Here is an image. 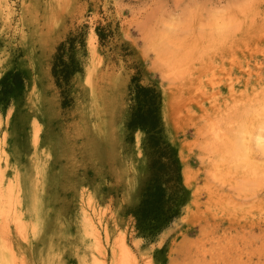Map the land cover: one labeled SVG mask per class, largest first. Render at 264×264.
I'll return each instance as SVG.
<instances>
[{
    "label": "rangeland",
    "instance_id": "1",
    "mask_svg": "<svg viewBox=\"0 0 264 264\" xmlns=\"http://www.w3.org/2000/svg\"><path fill=\"white\" fill-rule=\"evenodd\" d=\"M263 126L264 0H0V258L264 264Z\"/></svg>",
    "mask_w": 264,
    "mask_h": 264
},
{
    "label": "bare ground",
    "instance_id": "2",
    "mask_svg": "<svg viewBox=\"0 0 264 264\" xmlns=\"http://www.w3.org/2000/svg\"><path fill=\"white\" fill-rule=\"evenodd\" d=\"M35 3V2H34ZM2 7V6H1ZM31 8V7H30ZM7 10V9H6ZM9 11V10H8ZM6 12V11H5ZM52 15V14H51ZM9 16V15H8ZM4 20V19H3ZM2 23V22H1ZM5 24V23H4ZM220 27V26H219ZM218 28V27H217ZM23 38V37H22ZM97 56V55H96ZM97 60V59H96ZM97 64V63H96ZM104 77V76H103ZM96 94V93H95ZM97 95V94H96ZM51 107V106H50ZM51 111V110H50ZM53 112V111H52ZM258 118V117H257ZM258 122V121H257ZM33 124V123H32ZM263 124V123H262ZM261 126V125H260ZM262 127V126H261ZM264 127V126H263ZM245 129H243L242 128V131H240L239 132V135L238 136H236V141H235V145H238L241 149H242V151H241V149H240V151L242 152V153H244V152H247L246 150V147H245V145H244V141H245ZM49 134V133H48ZM45 135V134H44ZM49 136H51V137H53L52 135H49ZM6 139V138H5ZM33 140H34V138H32ZM255 140V142H256V144L258 145V147L260 148V149H262V150H264V134H262V133H258L257 135H256V139H254ZM57 141V140H56ZM53 142H54V140H53ZM56 144V143H55ZM3 146V145H2ZM42 147V146H41ZM239 147H238V149H239ZM235 148H236V146H235ZM249 150H251V149H249ZM10 152V151H9ZM251 153V152H250ZM39 154V153H38ZM37 155V154H36ZM39 156V155H38ZM61 156V155H60ZM11 159H12V157H10ZM37 158V157H36ZM37 162V161H36ZM11 163V162H10ZM59 163V162H58ZM7 164V163H6ZM9 164V163H8ZM37 166V165H36ZM39 166V165H38ZM257 166V165H256ZM15 170V169H14ZM38 172V171H37ZM45 172V171H44ZM36 173V172H35ZM40 177V176H39ZM38 178V177H37ZM39 179V178H38ZM36 181V180H35ZM36 183V182H35ZM41 183V182H40ZM38 184V183H37ZM5 186V185H4ZM41 186V185H40ZM83 187V186H82ZM37 188H39V187H37ZM43 188V187H42ZM8 189H10V187L8 186ZM11 190V189H10ZM19 190V189H18ZM43 191V190H42ZM85 191V190H84ZM5 192H6V190H5ZM14 192V191H13ZM84 194V193H83ZM44 195V194H43ZM42 195V196H43ZM48 195V194H47ZM89 195V194H88ZM7 196V195H6ZM5 196V197H6ZM83 196V195H82ZM40 198H41V196H40ZM88 198H90V197H88ZM82 199V198H81ZM85 201V200H84ZM37 202V201H36ZM87 203V202H86ZM29 204V203H28ZM82 204V203H81ZM91 204V203H90ZM86 205V204H85ZM28 206V205H27ZM26 206V207H27ZM44 206V205H43ZM16 207H17V205H16ZM29 207V206H28ZM47 207V206H46ZM82 209V208H81ZM58 210V209H57ZM18 211V210H17ZM49 211H51V210H49ZM87 212H89V210L87 211ZM17 213V212H16ZM49 213V212H48ZM31 214V213H30ZM92 214V213H91ZM16 215V214H15ZM33 216V215H32ZM57 216V215H56ZM84 216V215H83ZM87 216V215H86ZM18 217V216H17ZM92 217V216H91ZM33 219L35 218L34 216L32 217ZM84 218V217H83ZM100 218H101V216H100ZM24 219V218H23ZM29 219V218H28ZM31 220V219H30ZM87 221H88V218H87ZM25 223V222H24ZM55 223V222H54ZM95 223V222H94ZM15 226H16V228H17V230L20 232V233H23L22 231H23V222L20 220V217L19 218H15ZM26 224H27V222H26ZM62 225V224H61ZM10 226V225H9ZM3 227L6 229V227H7V224H6V222H4L3 223ZM99 227V226H98ZM15 228V229H16ZM44 228H45V226H44ZM90 228H91V232L94 234L93 236L95 237V235H96V233H95V229L93 228V226H92V223H90ZM29 230V229H28ZM42 231V230H41ZM98 231V230H97ZM11 232V231H10ZM25 232V231H24ZM43 232V231H42ZM45 232V231H44ZM85 233H86V231H84ZM84 233V234H85ZM42 234V233H41ZM46 234V233H45ZM90 234V233H89ZM98 234H100V233H97V235ZM29 235V234H28ZM6 236V235H5ZM23 236H25L24 234H23ZM92 236V237H93ZM91 237V238H92ZM33 238V237H32ZM95 239H96V237H95ZM102 239V238H101ZM34 240V239H33ZM18 241V240H17ZM87 241H89V240H87ZM98 241V240H97ZM20 242V241H19ZM27 242V241H26ZM53 242V241H52ZM119 242V241H118ZM28 243H29V241H28ZM55 243V242H54ZM53 243V244H54ZM32 244V243H31ZM52 244V245H53ZM92 244V243H91ZM90 244V245H91ZM94 244H95V242H94ZM96 244H98L97 242H96ZM27 246V245H26ZM118 246H119V248H120V250H121V255L123 256L122 258H124L125 257V260L127 261V260H129V259H132L131 258V252H130V250H129V248H128V246H127V244L125 243V240H124V238H123V240L121 241V243H120V245L118 244ZM1 247H2V245H1ZM52 247V246H51ZM50 247V248H51ZM22 248V247H21ZM29 248V247H28ZM31 248V247H30ZM93 248V247H92ZM97 249H99L100 247H96ZM25 249V248H24ZM88 249V248H87ZM82 250H83V248H82ZM85 250V249H84ZM24 251V250H23ZM29 251H31L30 249H29ZM21 252V251H20ZM28 252V251H27ZM120 253V252H119ZM26 254V253H25ZM27 254H29V253H27ZM43 254V253H42ZM56 254V253H55ZM88 255H89V253H88ZM94 255V254H93ZM105 255V254H104ZM121 255H120V257H121ZM22 256V255H21ZM50 256V255H49ZM86 256V255H85ZM52 257V256H51ZM91 258V257H90ZM50 259V258H49ZM100 259V258H99ZM121 259V258H120ZM16 260V259H15ZM123 260V259H122ZM118 261V260H117ZM94 262H96L95 260H94ZM133 262V261H132ZM132 262H130V263H132ZM99 263V262H98ZM0 264H5V257H1L0 258ZM93 264V263H92ZM95 264V263H94ZM116 264H117V262H116ZM129 264V263H128Z\"/></svg>",
    "mask_w": 264,
    "mask_h": 264
},
{
    "label": "trees",
    "instance_id": "3",
    "mask_svg": "<svg viewBox=\"0 0 264 264\" xmlns=\"http://www.w3.org/2000/svg\"><path fill=\"white\" fill-rule=\"evenodd\" d=\"M54 71H55V65H54ZM140 97L146 98L144 105L147 106V109L143 110L142 107L138 106L137 110L132 114L130 123L147 124L148 122H150V125H154V120H156V111H157V107L155 103L157 98L156 92L154 91V89L150 87L136 86V98H140ZM150 209L151 208L149 205L142 207L141 209L142 221L149 218V214H152V211ZM169 217L172 216L169 215L168 217H166L165 220H168ZM149 220H151V218H149ZM157 227H158L157 225H152V228H157Z\"/></svg>",
    "mask_w": 264,
    "mask_h": 264
}]
</instances>
